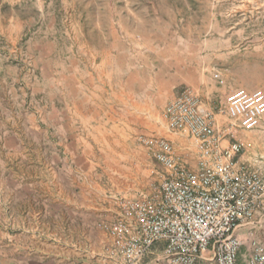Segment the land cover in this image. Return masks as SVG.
Segmentation results:
<instances>
[{
	"label": "crops",
	"instance_id": "crops-1",
	"mask_svg": "<svg viewBox=\"0 0 264 264\" xmlns=\"http://www.w3.org/2000/svg\"><path fill=\"white\" fill-rule=\"evenodd\" d=\"M104 43L83 45L79 70L64 79L62 97L36 93L26 100L20 79L7 76L9 65L1 63L0 264L121 261L110 255L113 239L100 222L118 217L114 197L131 190L119 183L138 177L113 166H122L121 151L130 158L144 135L168 134L161 110L182 89H196L199 70L189 45L139 46L143 51L119 56ZM27 102L46 105L28 112ZM171 136L182 160L197 165L188 139ZM88 163L105 173H93ZM164 248L156 243L143 263L157 264ZM249 253L244 243L238 264ZM197 264L216 262L203 257Z\"/></svg>",
	"mask_w": 264,
	"mask_h": 264
},
{
	"label": "rangeland",
	"instance_id": "rangeland-1",
	"mask_svg": "<svg viewBox=\"0 0 264 264\" xmlns=\"http://www.w3.org/2000/svg\"><path fill=\"white\" fill-rule=\"evenodd\" d=\"M99 41L115 47L119 56L143 51L139 46L148 50L172 44L189 50V45L199 70L194 90L213 107L219 100L208 92L215 72L235 87L264 91V0H0V66L9 65L6 75L20 79L18 87L26 100L36 93L62 97L64 79L79 70L83 45L93 47ZM29 104L25 103V111L46 105ZM167 106L160 119L168 134L144 137L174 142L165 115ZM220 122L227 124L225 117ZM239 138L248 156L264 155V121L261 128ZM139 146L130 155L133 160L128 158L129 151H121L123 165L113 166L138 177L136 182L119 183L129 184L131 190L120 195L127 200L159 188L167 176L142 143ZM88 165L93 173H105L101 165ZM255 222L239 228L237 235L247 246H264V210Z\"/></svg>",
	"mask_w": 264,
	"mask_h": 264
},
{
	"label": "built area",
	"instance_id": "built-area-1",
	"mask_svg": "<svg viewBox=\"0 0 264 264\" xmlns=\"http://www.w3.org/2000/svg\"><path fill=\"white\" fill-rule=\"evenodd\" d=\"M212 81L208 94L219 100L217 107L184 88L165 110L168 130L194 149L196 168L181 159L174 142L141 138L167 176L150 193L114 197L118 217L100 222L113 239L110 255L118 264H144L161 242L157 264H197L203 257L238 264L244 243L237 231L255 225L264 210V155L248 156L239 135L262 127L264 91L235 87L219 72ZM245 264H264V246L254 243Z\"/></svg>",
	"mask_w": 264,
	"mask_h": 264
}]
</instances>
